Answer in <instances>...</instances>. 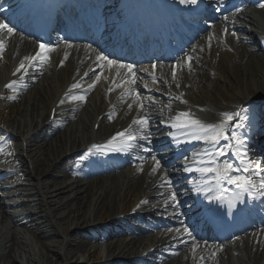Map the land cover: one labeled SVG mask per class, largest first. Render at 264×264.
Returning <instances> with one entry per match:
<instances>
[{
	"label": "bare ground",
	"instance_id": "1",
	"mask_svg": "<svg viewBox=\"0 0 264 264\" xmlns=\"http://www.w3.org/2000/svg\"><path fill=\"white\" fill-rule=\"evenodd\" d=\"M18 2L22 4L26 3V0H0V3L4 4ZM241 16L244 19L243 25L248 28L243 29L246 30L242 34L243 41L255 45V50L261 52L260 50L264 47V22L257 20L254 14L248 10L244 11ZM11 55L13 54L4 51L0 58L3 65H6L0 68V90L5 80L10 76L8 71L11 70H9ZM217 55L215 52L209 57L192 63L193 70L197 69V73L193 74V79L203 84V90L194 92L196 97L189 99L188 96L192 106L204 110L206 116L204 118H210L205 123L222 121L223 112L232 113L240 111L241 108L247 110L248 117L252 114L264 121V57L256 54L252 57L242 55L239 63L229 67L224 57ZM66 62L67 60H65ZM70 65L72 64H68L61 70H57L54 66L49 68L45 74L46 80H43V85H41V80L35 82L34 77L42 75L41 72L46 70L47 66L37 65L34 77L28 75L26 84L22 83L21 97L14 99L19 103L10 104L6 101L5 104L3 103L0 122L5 131L4 134L11 135L10 138L13 141L11 150L15 155L13 159L20 165V174L15 176V189L19 193L16 192L17 190L12 192L21 195L19 197L21 203L33 206H28L27 218H30L36 232L46 237V250L58 257V262L55 264H71V261L66 263L64 259L65 248L68 249V256L72 260L74 254L78 255L86 249V245L89 244L85 240L86 238L95 239L104 236L103 230L106 227L110 237H117V239H112L108 245V250L111 253L108 260L113 261L108 264H119V261H124L123 264L147 262L149 264H183L182 259L186 255L177 260L174 259L176 255L182 254V248L187 245V240L182 235L176 237L175 241L179 242L175 243L169 238L157 240L153 234L152 236L144 235L142 230L144 233L152 231L150 225L140 227L133 223L127 224L124 219L107 224L116 215L115 212L120 214L133 210L135 202H137L136 199L139 198L136 193L146 192L149 197L157 193L154 191L156 182L152 176L146 177L143 172H140L137 177L129 172L130 175H127L124 180L117 177L110 178L111 186H108V179H92L91 175L76 179V181H67L68 178L66 181L55 178L60 174L68 176L75 172L73 164L75 158L86 147L85 141L93 139L90 138L92 134L94 135L90 124L94 123L95 125L98 118L107 113V108L109 109V104H106L105 100L98 102L97 99L95 100L96 97H92L86 105L90 106L92 112L84 114L85 109L82 106L70 107L67 110L70 113L60 114V119L49 124V111H52V105L57 101L68 79L72 78L71 80H73L74 78L75 82L80 81L82 87L78 91L79 94H87L93 90V88H89V85L94 83L93 69L85 66H81L82 68L79 69V67ZM180 66L187 67V64L180 62ZM29 71L32 73L33 68ZM59 71L64 73L60 74ZM55 80H58L62 89L56 90L54 93L53 83L55 84ZM35 84L37 86L33 87L34 91L30 90L27 93L29 96L23 97L24 91ZM165 84L171 85V81H166ZM173 89L174 94L166 97L174 100L173 97L178 96V100L182 101L184 97L178 94L179 91L176 88L173 87ZM93 99L95 100L94 104ZM119 107L120 105L117 103L116 108L119 109ZM28 114L32 116L30 123L21 120ZM153 117V120L160 121L161 115L156 114ZM108 130L106 127L103 130V135L110 134L111 132ZM200 144L203 143L200 142ZM192 149L191 146L189 152ZM53 179L55 180L53 181ZM52 186H55L56 189L52 190ZM152 203L151 210H155L157 203L155 201ZM6 212L8 213V210ZM141 221L144 223L143 218ZM81 232L84 234V239L77 238V234ZM125 232L130 233L128 241L118 237ZM263 233L264 228H259L254 232L253 237L244 243L248 255L243 254L237 258L239 264H264ZM0 240V264H19L17 239L15 237H0ZM260 242H262V246H260ZM175 250H179L177 254H174ZM100 253L101 251L98 252V254ZM219 257L217 256L215 260L206 258L202 264H231L226 262L227 254ZM48 259L46 254L42 258L38 257L35 261L32 259V262L51 264ZM100 260L98 255L90 261L94 263L100 262Z\"/></svg>",
	"mask_w": 264,
	"mask_h": 264
},
{
	"label": "snow or ice",
	"instance_id": "2",
	"mask_svg": "<svg viewBox=\"0 0 264 264\" xmlns=\"http://www.w3.org/2000/svg\"><path fill=\"white\" fill-rule=\"evenodd\" d=\"M179 3L187 6H195L201 3V0H179ZM264 8V4L259 5ZM225 20L228 17H224ZM227 29H225V34L227 35ZM16 35V29L6 22L4 19H0V58H2L3 52L5 51V37H12ZM233 36L236 35L235 32L232 33ZM67 44V41H65ZM68 47H72L71 44H67ZM91 47V46H89ZM56 51V46L39 43L37 50L34 54L30 56H25L23 61L15 69L14 75L23 77L26 76L29 70L37 65L47 64L51 61V54ZM67 59V55H65ZM96 62L100 68V74L95 77V82L89 85V88H94L95 83H98L103 76L104 70L109 71L115 69L116 76L120 77L121 72H125L126 75L123 76L117 83L113 80L112 83L116 88L124 89L125 96H131L134 93V87L137 84V72L136 65L131 63H122L118 59H113L109 55L105 54L103 51L96 53ZM188 68L192 67V57L187 58ZM153 70L156 69V65L151 66ZM180 69V64L173 66L172 79L177 78L178 70ZM144 71H148L144 69ZM155 82V78L154 81ZM17 84V80H13L6 84L5 87L8 89H13ZM127 86V87H126ZM147 86V85H145ZM179 86V85H177ZM80 83H74L72 89L81 88ZM71 90V89H70ZM112 89H109L111 91ZM137 97V103H140L139 93L135 92ZM15 99V97H13ZM73 101L85 100L84 96H72L70 98ZM131 107V105H129ZM141 109H143V104L140 103ZM239 120L240 123L235 125L236 129L247 126L248 115L247 110L241 108L240 111L232 113H224L223 120L220 123L211 124L202 122L199 119H195L188 112H181L176 117L171 127L177 129L182 133L185 139L173 136V139L178 143H193L202 142L209 147L202 149L200 152L194 153L191 157L192 164L186 162L184 171L188 173H199L201 180H193L196 191L204 192L205 197H208L209 192H214L215 194L209 198L210 202L212 200L225 201L226 189L223 188V184L227 183L234 186L237 192L234 193L232 198L227 199V205L230 209H234L238 203H243V197L248 196L249 198L255 200L257 198H264V169L260 165L254 164L249 155V139L245 135H237L236 131L232 129L233 123ZM134 125L139 126L138 132H133L131 128L125 132L117 133L113 136L111 140L105 145H93L90 151V155L103 154L105 152H121L126 149H131L135 147L137 140H144L150 142V121L147 117H141L133 121ZM223 145H221V142ZM145 152L150 151L148 148L143 149ZM229 152L238 161L239 166H237L230 159H218L228 156ZM155 161L152 171L156 172L160 167V160L156 157H152ZM211 177V179H207ZM165 182L171 185V181L165 175ZM205 185L207 188L205 189ZM171 200L173 202L177 201V195L175 191L171 193ZM191 235V233H189ZM195 251V249H194ZM203 259V257L201 258Z\"/></svg>",
	"mask_w": 264,
	"mask_h": 264
},
{
	"label": "rangeland",
	"instance_id": "3",
	"mask_svg": "<svg viewBox=\"0 0 264 264\" xmlns=\"http://www.w3.org/2000/svg\"><path fill=\"white\" fill-rule=\"evenodd\" d=\"M32 119V116L29 114L21 120H25L27 123H30V120ZM19 142V141H17ZM8 148V147H7ZM62 174L58 175L59 179L58 180H64L66 177ZM54 181V180H53ZM111 186V183H108V186ZM52 189L55 190V187L52 186ZM35 207V206H34ZM0 218H4L3 213L0 212ZM27 223V220L25 221ZM24 223V222H23ZM1 235L0 237H15L18 241V263L19 264H35L32 262V259L35 261L37 260L38 257H41L43 255H48L49 261L51 264H55L58 259V257H55L54 254L48 253L46 250V237L40 235L39 232H36V230L33 227H30L28 225H23V226H14L13 224L6 223L3 226H1ZM77 238H82L84 239V234L81 232L80 234H77ZM89 244L86 245V249L83 250L81 253L78 255L74 254V258L71 260V257L68 256V249L65 248L63 251L64 253V259L66 263L71 264H90L91 261L89 260L90 258L92 259V256L97 257L98 255V249L99 252L101 251L99 258L102 260L108 259L109 256H111L110 251L108 250V245L109 241H104L103 239L102 242L96 243L90 240L89 238L85 239ZM99 240V239H98ZM1 241V240H0ZM101 248V249H100ZM70 250V249H69ZM67 254V255H66ZM46 259V257H45Z\"/></svg>",
	"mask_w": 264,
	"mask_h": 264
}]
</instances>
